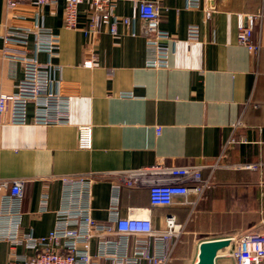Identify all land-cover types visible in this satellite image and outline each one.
Instances as JSON below:
<instances>
[{"label": "crops", "instance_id": "crops-1", "mask_svg": "<svg viewBox=\"0 0 264 264\" xmlns=\"http://www.w3.org/2000/svg\"><path fill=\"white\" fill-rule=\"evenodd\" d=\"M151 1L174 39L166 67L147 65L155 52L143 20L133 17L132 0H117L114 10L131 18L129 24L119 22L116 33L103 24L96 34L88 31L89 2L79 5L77 27L69 28L65 0L14 10L0 0V90L15 92L23 77L22 62L7 48L26 49L58 68L53 77L70 98L69 124L34 123L30 103L27 123L0 126V185L7 183L0 189V210L13 180H22V235L44 236L53 229L64 178L93 179L92 215L104 222L113 184L120 182L116 173L162 162L207 166L203 175L211 186L197 206H153L148 186L121 184L120 213L126 215L128 207L149 210L156 228H165L174 215L184 227L175 264H196L204 240L264 233V18L253 32L257 52L237 38L240 16L264 13V0H201L198 8L187 7V0ZM209 6L215 9L210 17ZM36 22L59 35L56 54L35 52L34 34L25 48L4 40L7 29ZM192 24L200 32L194 41L188 39ZM89 60L91 67L84 65ZM85 125L91 128L89 148L79 145V127ZM233 248L231 241L216 264H236ZM16 252L33 254L22 247ZM7 254L1 243L0 263Z\"/></svg>", "mask_w": 264, "mask_h": 264}, {"label": "built area", "instance_id": "built-area-1", "mask_svg": "<svg viewBox=\"0 0 264 264\" xmlns=\"http://www.w3.org/2000/svg\"><path fill=\"white\" fill-rule=\"evenodd\" d=\"M91 4L88 31L96 34L103 24L116 33L117 24H129L131 18L114 13L117 0H65L64 23L76 28L78 7L83 2ZM9 10L21 5L37 8L55 5L58 0H5ZM133 17L144 22L146 42L155 52L154 59L148 60L150 67H166L172 53L174 39L163 28L157 3L151 0H132ZM201 0H187V7L198 8ZM215 9H206L208 17ZM264 13L240 16L237 38L251 52H257L259 45L252 37L258 20ZM35 35V52L56 54L59 35L39 23L32 26H14L6 30L7 44H19L24 48L29 36ZM199 27L188 28L190 41L199 39ZM7 54L23 64V77L13 93L0 90V126L4 124H25L28 122V106L34 104V123L57 125L70 123V98L61 90V79L55 80L53 72L58 68L50 62L41 63L26 49L7 48ZM85 66L94 65L92 60ZM56 85V90L54 86ZM160 132V128H157ZM79 145L91 146V128L79 127ZM217 165H211L215 168ZM248 167H254L248 164ZM205 164H167L128 169L117 172L120 182L113 184L109 206V218L100 222L92 215L91 178H64L62 204L56 210L53 229L44 236L21 234L23 181L13 180L10 191L3 197L0 210V244L8 246V256L0 264H175L173 253L178 246L184 227L174 215L166 219L165 228H156L149 210L128 207L127 214L120 213L121 184L129 187L148 186L153 206H188L195 208L204 191L211 186L210 177H204ZM7 186L6 182L0 189ZM46 209L47 197L41 201ZM145 212V213H144ZM144 213V214H143ZM234 248L231 256L236 264H264V233L251 232L239 238H232ZM93 242H95L93 246ZM18 247L31 249L32 255L18 254Z\"/></svg>", "mask_w": 264, "mask_h": 264}, {"label": "water", "instance_id": "water-1", "mask_svg": "<svg viewBox=\"0 0 264 264\" xmlns=\"http://www.w3.org/2000/svg\"><path fill=\"white\" fill-rule=\"evenodd\" d=\"M230 238H219L204 240L199 246V256L196 264H216L218 253L228 245H230Z\"/></svg>", "mask_w": 264, "mask_h": 264}]
</instances>
